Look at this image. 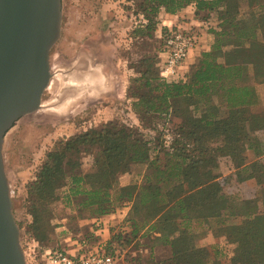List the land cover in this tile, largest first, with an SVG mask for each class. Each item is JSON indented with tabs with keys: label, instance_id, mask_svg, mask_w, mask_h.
Instances as JSON below:
<instances>
[{
	"label": "trees",
	"instance_id": "trees-1",
	"mask_svg": "<svg viewBox=\"0 0 264 264\" xmlns=\"http://www.w3.org/2000/svg\"><path fill=\"white\" fill-rule=\"evenodd\" d=\"M242 3L247 9L240 10ZM135 6L136 15L144 21L139 28L147 36L156 31L160 10L175 14L189 8L188 26L199 44L210 34L211 42L186 74L164 81L155 69L146 67L131 79L142 87L129 91L131 107L146 128L157 131L156 139L137 128L109 122L66 138L45 154L28 185L31 237L40 245L49 240V218L39 211L38 203L55 200L57 189L69 182L70 194L83 196L80 203L101 216L91 230L95 241L101 226L110 233L116 224L121 225L122 234L135 236L155 220L151 229L158 223L167 225L165 242L171 256L166 264H264V221L258 201L229 198L223 188L233 178H218L215 171L220 157L227 156L236 168L234 180L242 185L241 194H250L243 187L248 181L264 194V107L258 105L255 88V83L264 82V0H139ZM211 13L217 18L214 27L209 22ZM166 30L159 29L161 44ZM173 120H177L173 133H165L166 123ZM90 147L97 149L95 170L80 173L78 156ZM142 164H147L142 183L121 185L114 195L117 174ZM81 182L89 184V189ZM113 199L127 208L116 223L109 219ZM191 210L214 219L213 235L224 238L216 248L226 263L203 262L208 257L206 246L192 245L190 231L177 226V217ZM120 235L116 239L111 234L104 241L108 250L127 249Z\"/></svg>",
	"mask_w": 264,
	"mask_h": 264
},
{
	"label": "rangeland",
	"instance_id": "rangeland-1",
	"mask_svg": "<svg viewBox=\"0 0 264 264\" xmlns=\"http://www.w3.org/2000/svg\"><path fill=\"white\" fill-rule=\"evenodd\" d=\"M138 1L62 0L61 30L58 40L50 50L52 77L42 94V106L18 119L4 137L2 147L4 169L9 184L12 211L19 228L20 244L27 264H39L45 247L72 248L75 246L74 241L94 242L96 237L91 230L93 225H99L101 218L80 203L83 196L70 194L68 182L57 189L55 200L38 203L39 211L46 212L49 218L47 227L49 240L40 245L32 239L28 230L33 218L29 210L31 201L28 185L35 180L45 154L50 149L66 138L92 128H101L109 122H116L117 126L137 128L147 138L156 139L157 131L146 128V124L131 107L129 91L142 89L140 81L133 83L131 79L139 77L137 71L146 67L159 71L162 61L160 56L162 44L157 36L159 29L177 23L181 24L180 27L187 28L186 23L190 22L192 14L189 8L186 12L173 14L174 17L160 10L156 19L157 29L153 36H147L145 29L139 28L143 21L136 15L135 5ZM245 9L247 5L242 3L240 10ZM176 14L178 16H175ZM209 18L210 26L214 27L217 21L216 14L211 13ZM134 29H142L143 33L137 34L136 31L133 32ZM206 31L209 32L207 29ZM209 36L212 38V34ZM83 66H88L86 69L88 80L93 78L95 81L90 84L86 79L85 84L80 86L66 84L69 78L78 80L81 78ZM263 91L264 86H259L262 106ZM175 123L177 120L166 123L164 132L169 131L172 134V126ZM160 127L158 126L159 129ZM166 139H169L168 135ZM96 151L95 147H90L85 153L79 154L78 172L87 173L95 170ZM224 164L228 166L230 163L224 161L222 166ZM225 169L224 171L228 170L226 174L233 178L225 187L226 195L233 200L240 198L257 200L258 210L262 213L261 218L264 221L262 189L248 181L243 187L250 189V194H241L242 185L235 182L233 174L229 172L231 167ZM122 174H117L114 195L121 186ZM140 178L134 177L130 181L139 185L142 183L139 182ZM80 185L85 189L90 187L84 182ZM113 202L114 207L109 219L116 223L118 219L124 217L123 212L126 210L122 209V202L114 199ZM119 227L121 225L116 224L108 235L113 234L116 238L121 234L123 245L136 264H166V260L171 256L166 242L153 239L151 236L144 238L146 232L139 234V230L135 236L131 233L122 234ZM223 242L221 237L210 239L205 244L208 257L203 262L217 260L226 263V259L216 248L223 245ZM192 245L195 243L192 242Z\"/></svg>",
	"mask_w": 264,
	"mask_h": 264
},
{
	"label": "water",
	"instance_id": "water-1",
	"mask_svg": "<svg viewBox=\"0 0 264 264\" xmlns=\"http://www.w3.org/2000/svg\"><path fill=\"white\" fill-rule=\"evenodd\" d=\"M61 17L62 0H0V264H26L4 169L3 141L18 119L42 106Z\"/></svg>",
	"mask_w": 264,
	"mask_h": 264
},
{
	"label": "built area",
	"instance_id": "built-area-1",
	"mask_svg": "<svg viewBox=\"0 0 264 264\" xmlns=\"http://www.w3.org/2000/svg\"><path fill=\"white\" fill-rule=\"evenodd\" d=\"M166 29L161 48L163 59L158 73L162 80L170 81L176 76L183 75L181 66L189 51L199 44V38L189 26L182 28L178 25H167ZM97 231L98 239L92 243L80 240L74 241L75 246L72 248L45 247L39 264H136L133 257L127 253V249L106 248L104 241L109 237L107 227L101 226Z\"/></svg>",
	"mask_w": 264,
	"mask_h": 264
},
{
	"label": "crops",
	"instance_id": "crops-1",
	"mask_svg": "<svg viewBox=\"0 0 264 264\" xmlns=\"http://www.w3.org/2000/svg\"><path fill=\"white\" fill-rule=\"evenodd\" d=\"M186 11H187V8H183L180 11H178V13H183ZM170 15L173 16V14H170ZM175 16H178V14H176ZM191 18H192V16H191ZM171 22H173L172 19H171ZM186 24L188 25V23H186ZM177 25L179 26L181 24L177 23ZM210 40H211V37L208 35L207 37H205L204 43L196 45L195 47H193L189 51L187 58L185 59V61L183 62V65L181 66V72L183 74H186L189 71L190 66L192 64L198 62L200 53L203 50L207 49V44H209L211 42ZM161 58L163 59L162 53H161ZM249 72H251V71L249 70ZM259 86H264V82L255 83V88L257 91V97H258V102H259L258 105L261 107H264L261 105L262 94L259 92ZM263 95H264V91H263ZM222 159L226 162L228 161L230 164H228V166H227V164H224V166H222V163H224V161H222ZM218 162H219L218 168L215 169V171L219 172V174H220V176L218 178L229 176L226 174V172L228 171L227 170L228 167H231L229 172H231L234 176V172H235L236 168L233 166L229 157L221 156L220 159L218 160ZM146 166H147V164L135 165V166H133V170L131 172L123 173L121 175V178H122L121 185L131 184L130 179L134 178V177H138V176L141 177L140 178L141 180H139V182L142 181L144 173L147 172ZM208 168H210V167H208ZM224 169L227 171H224ZM225 187L223 188L224 192H225ZM192 191L193 190H191V192ZM122 209L126 210L125 212H123V214L125 215L127 212V208H122ZM187 214L181 213V215H179L177 217V219H176L177 226L179 228H185L188 231H190L191 242H194L196 247L203 246V245L205 246V244L208 243L210 239L215 240L216 237L213 235V231H212V228L215 226V221L212 217H207V218L203 217V214L197 210H191ZM122 215H119V216L122 217ZM160 215H161V213H160ZM160 215H158L157 217H159ZM118 220H121V219H118ZM154 222H155V220L144 225L140 229L139 234L146 232L144 238H146L147 236H151L153 239H157V240L165 242V240H167V238H169L168 237L169 236L168 230L166 229V226H167L166 223L164 225H162L161 223H158L156 225V227L151 229L150 225L153 224ZM163 226L165 227V229L163 228ZM149 227H150V230H148ZM191 230H192V232H191ZM177 233H178V231H177ZM221 238H223V236Z\"/></svg>",
	"mask_w": 264,
	"mask_h": 264
},
{
	"label": "flooded vegetation",
	"instance_id": "flooded-vegetation-1",
	"mask_svg": "<svg viewBox=\"0 0 264 264\" xmlns=\"http://www.w3.org/2000/svg\"><path fill=\"white\" fill-rule=\"evenodd\" d=\"M86 69H88V66H83V68H82V76H81V78L79 80L77 78H75V79L69 78V80L67 82H65V83L73 85V86H80L82 84H85V80L86 79H87V83H90V84L93 83L95 81V79L91 78L90 81L88 80V77L86 75Z\"/></svg>",
	"mask_w": 264,
	"mask_h": 264
}]
</instances>
